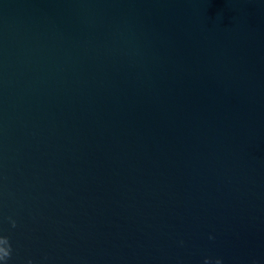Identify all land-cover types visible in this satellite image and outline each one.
<instances>
[{"label": "water", "instance_id": "water-1", "mask_svg": "<svg viewBox=\"0 0 264 264\" xmlns=\"http://www.w3.org/2000/svg\"><path fill=\"white\" fill-rule=\"evenodd\" d=\"M0 236L264 264V0H0Z\"/></svg>", "mask_w": 264, "mask_h": 264}, {"label": "clouds", "instance_id": "clouds-1", "mask_svg": "<svg viewBox=\"0 0 264 264\" xmlns=\"http://www.w3.org/2000/svg\"><path fill=\"white\" fill-rule=\"evenodd\" d=\"M13 227L16 226V221H12ZM12 252V246L10 243V240L7 236H0V261H4L6 264V261L11 256ZM28 264H33V262L30 260ZM205 264H211V258H206ZM215 264H222L220 259H217L215 261Z\"/></svg>", "mask_w": 264, "mask_h": 264}]
</instances>
